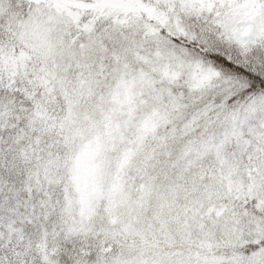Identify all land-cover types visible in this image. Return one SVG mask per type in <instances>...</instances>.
Wrapping results in <instances>:
<instances>
[{
  "label": "snow or ice",
  "instance_id": "6c2138e0",
  "mask_svg": "<svg viewBox=\"0 0 264 264\" xmlns=\"http://www.w3.org/2000/svg\"><path fill=\"white\" fill-rule=\"evenodd\" d=\"M0 264H264V0H0Z\"/></svg>",
  "mask_w": 264,
  "mask_h": 264
}]
</instances>
